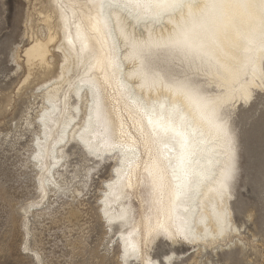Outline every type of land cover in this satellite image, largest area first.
Listing matches in <instances>:
<instances>
[{"label": "snow or ice", "instance_id": "snow-or-ice-1", "mask_svg": "<svg viewBox=\"0 0 264 264\" xmlns=\"http://www.w3.org/2000/svg\"><path fill=\"white\" fill-rule=\"evenodd\" d=\"M57 9L61 24L56 31L64 33L56 49L64 54L58 79L64 81L70 67L75 70V111L84 115L69 119L68 96L61 105L60 94H53L41 120L47 128L50 114L63 115L66 129L79 125L72 133L75 143L60 132L57 144L94 159L71 185L45 171L42 191L55 185L71 192L73 203L66 205V213H53L42 197L24 206L29 220L36 216L33 209L63 215L68 227L75 217L91 215L84 206L89 188L107 171V183L100 185L103 199L94 206L102 230L95 249L100 264H264V122L259 206L240 201L238 195L253 139L236 122L241 104L253 110L259 105L264 114V0H58ZM32 48L43 52L45 45L34 42ZM24 56L34 67L32 52ZM38 58L37 74L50 66L43 55ZM127 64L131 73L124 71ZM31 76L30 71L25 83ZM113 157L115 166L107 163ZM134 178L148 190L147 207L141 227L124 235L121 225L136 209L129 206L116 217L111 201L130 200ZM209 203L211 212L206 213ZM238 207L247 226L243 229L233 222ZM91 232L87 221L76 224L75 247L91 245ZM116 232L121 240L113 242ZM136 235L138 241L132 239ZM28 236L23 249L28 264H56L32 244L31 225ZM160 238L170 245L163 253L158 251ZM185 245L190 251L184 259L168 254ZM201 248L204 259L198 255ZM212 250L216 256L210 261L206 253Z\"/></svg>", "mask_w": 264, "mask_h": 264}, {"label": "rangeland", "instance_id": "rangeland-1", "mask_svg": "<svg viewBox=\"0 0 264 264\" xmlns=\"http://www.w3.org/2000/svg\"><path fill=\"white\" fill-rule=\"evenodd\" d=\"M31 2L32 0H0V244L5 249L0 251V264H28L29 262V257L23 250L25 242L29 240V236L24 237L21 207L30 200V197L33 198L35 195L34 175L30 169L27 170L24 167L25 158L27 157L26 153H28L26 144L30 135L24 131L22 138L14 143L12 127L13 123L19 118L21 110H24L27 105L26 92L33 84L30 82L20 84L22 76L12 61L11 52L15 49L14 47H18L19 54L23 57V50L29 45L27 38L23 36V31L25 15ZM6 97L11 99L10 106H5ZM34 105L33 108L37 106V104ZM236 122L238 125L248 128L253 139V154L244 162L245 171L242 182L239 185L238 195L240 201L248 203L255 201L257 206H259L258 186L261 179L259 140L264 114L261 113L259 105L254 110L242 105L238 108ZM24 125V123H21L20 131H22ZM6 132L8 135H5ZM72 153H69V161H77L81 165L90 163V161H85L84 157L86 156H83V154H78L75 151ZM24 156L26 157L24 158ZM107 163L112 164L111 162ZM24 174L28 176H24ZM107 174V171H105L104 174L99 175L93 182L92 187L89 188L88 203L84 206L89 209L91 215L81 218L82 224L84 225L85 221H87L88 226L92 229L89 235L91 245L87 242H81V248L75 247L79 240L78 233L74 235L76 227H68L60 217H57V219L47 216L35 218L31 227L36 232L31 238V242L41 248L46 258L55 260L56 264H62V262L71 264L75 260L85 261L92 259H95L97 264H100L101 257L97 255L95 249L102 230L97 228V223L94 219V206L96 204L95 197L98 194L97 190L101 185L100 179H105ZM60 197L63 198V195ZM55 198L56 196L51 199ZM57 200L58 202L53 203L54 209L57 208V203L60 202V199ZM233 218L236 222L243 223L244 217L239 207L233 213ZM246 227L244 224L243 228ZM255 227L256 225H253L252 228L247 230L251 233ZM114 238L112 240H115ZM34 239H36L35 242ZM158 243V251L161 253L170 247L164 240ZM188 250L187 245L183 246V248L180 246L173 247V251L176 253L182 251L186 253L184 257L177 260L184 259L189 254L190 250ZM212 252L206 253V257L210 261L216 256V252ZM253 256L258 257V254L254 253ZM253 256L248 259L251 261ZM204 257L205 255L202 259Z\"/></svg>", "mask_w": 264, "mask_h": 264}, {"label": "bare ground", "instance_id": "bare-ground-1", "mask_svg": "<svg viewBox=\"0 0 264 264\" xmlns=\"http://www.w3.org/2000/svg\"><path fill=\"white\" fill-rule=\"evenodd\" d=\"M57 3L58 0H32V2L29 3L30 5L27 9L24 19V31H23V36L27 38L29 45L23 50V58L19 54L18 47H14L15 49L11 52V56L13 58L12 61L17 67V71H20L22 76V80L20 81V84H26L25 77L29 76L30 71L32 73V76L28 82L33 84L31 87L27 89L26 92L25 97L27 99V105L25 104L26 105L25 109L21 110V114L19 118L15 122L13 121L14 123L12 127L13 128L12 136L14 143H16L22 138V135H24V131L28 132L30 135V138L27 139L28 141L26 144L28 153L25 152L27 154L26 155L27 157L24 156V158L26 157L24 167H26L27 170L30 169L31 173H33L34 175L33 178H34L35 195L33 196V198L30 197V200L25 205L31 204L33 201L40 200L43 197L44 198L43 202L48 204L49 209H51L53 213H57V210L59 213H66V205L68 208H70L73 203L72 193L62 192L59 189H57L55 185L47 186L42 191L41 178L44 175L45 171L49 173L54 172L58 182H67L69 185H71L74 181L78 182V174L81 173V171L82 172L86 171L87 170L86 166L89 164L86 163L84 165H81L77 161L74 162L69 161L70 154L67 151L68 145H65V147L61 149L59 144H57V140L59 139L60 132H66V138L68 139V141L71 143H75L72 133L77 131L79 125H76V127L72 128L71 130L66 129L65 118L63 115L50 114L47 128L45 127V122L41 120V113L48 112L49 107H51V106L45 107V104L47 103V98L49 96H53V99H55V96L53 94H60L61 105L63 104L64 95L68 96L69 105L72 109V113H75V115L70 113L69 119L75 121L78 117H83L84 115L83 110H81L79 113H76L75 111L79 105V101L75 99V92L78 85L75 70L71 69L70 67L69 71L64 72V77H65L64 81H60L58 79V76L60 74V69L57 67V65L64 63V59H63L64 54L62 51L57 52L56 49L60 48V44L58 42L64 40V33L62 30L59 32L56 31V28L60 27L61 24L59 20ZM34 42L37 44L45 45L43 52H41V50L38 48L37 49L32 48V44ZM66 46L67 44L65 41V47ZM29 51H31L33 55L32 63L34 67L31 68L28 63V58L24 56V53H27ZM41 55H43L46 64L50 66L47 67L45 71H40L39 74H37L38 66L40 65V59L38 57H40ZM124 71L125 73H131L132 66L130 64L125 65ZM79 72L80 75H83L84 69L81 68ZM53 73L56 74L54 75ZM43 86H47L48 88H50L51 92H45ZM80 87L82 90H86L87 85H82ZM5 99H6L4 101L5 106H10L11 99L9 97H6ZM34 104H37L35 108H33ZM242 105L243 104H241L240 106ZM21 123L25 124L22 131H20ZM5 135H8L7 132ZM45 135H47L48 137L47 140H45ZM41 153L43 154L42 159L38 158V154ZM49 156L52 157V160L48 159ZM84 158L85 161L87 162H89L91 159H94L91 157L89 158L84 157ZM107 162H111L112 163L111 165L114 166L116 165L115 157L108 160ZM53 163L57 165L56 168H53L51 166ZM26 174H24V176H28ZM140 179H143V177L141 176ZM100 180H101L100 183H107L105 179H100ZM133 183L136 185V187L132 191V196L130 200H123V199L116 200L115 198H113L111 201L112 204L111 210L113 215L116 217H118L129 206L133 209H136L135 212L129 213L128 219L123 223V225H121L122 227L126 228V231L123 233L124 235H127V232L133 231L134 228L141 227V225L143 224L142 216L144 215L147 207L145 201L148 196V190L146 189L145 185L140 183V180L136 178L133 179ZM78 191L79 189H77V192ZM97 193L98 194L95 197V201H96L95 205H97L98 199L101 200L103 199L104 194L100 186L98 187ZM62 195L63 198L60 197ZM55 196L56 198L52 200L51 198ZM57 199H60V202L57 203V208L54 209L55 207L53 206V203L58 202ZM24 206L21 207L23 214L22 218H23V227H24V237L28 236V226L29 225L32 226L36 217L39 218L41 216H47L52 219H57V217H60V219L64 220L63 215L57 216L56 214L50 216L48 211H44L43 213H41L40 211L33 209V211L36 212V216L33 218V220L30 221L28 215L24 213L23 210ZM205 212L206 213L211 212L210 203L205 209ZM75 221L76 223L72 224V228L73 226L76 227V224L83 225L81 222V217H75ZM233 222H234V226H236L237 224L241 228H243L244 226L243 223L236 222L234 218H233ZM69 223H71V221H69ZM195 226H197L198 228L203 227V225H198V224H196ZM31 229L34 236L36 231L34 232L35 229H33L32 227ZM33 236L31 238H33ZM113 238L115 239L112 240L113 242L117 240H121V233L116 232V234L111 237V239ZM132 239L138 241L139 235L134 236ZM35 240L36 239H34V242ZM159 241H163V238H160L158 242ZM121 246H122V241H121ZM212 251L214 252L215 250ZM204 253L205 250L201 248V254H198L200 255V259L203 258ZM168 254L172 256L174 259H179L186 255L184 251L176 253L173 250H171Z\"/></svg>", "mask_w": 264, "mask_h": 264}]
</instances>
